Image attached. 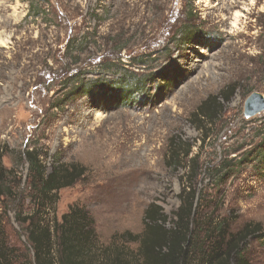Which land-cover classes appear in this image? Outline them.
I'll return each instance as SVG.
<instances>
[{
	"label": "rangeland",
	"instance_id": "rangeland-1",
	"mask_svg": "<svg viewBox=\"0 0 264 264\" xmlns=\"http://www.w3.org/2000/svg\"><path fill=\"white\" fill-rule=\"evenodd\" d=\"M253 94L264 98V0H0L3 164L16 168L22 197L28 165L16 163L25 150L48 152V171L56 159L86 167L59 192L55 216L86 209L105 246L143 233L152 204L172 229L185 185L199 201L189 264L207 263L209 241L222 239L215 230L227 243L248 224L261 233L243 257L264 264V112L244 116ZM215 98L222 112L204 141L195 115ZM175 138L199 155L194 179L190 158L169 161ZM220 164L234 169L219 175ZM7 209L9 243L30 264L15 221L30 200Z\"/></svg>",
	"mask_w": 264,
	"mask_h": 264
},
{
	"label": "trees",
	"instance_id": "trees-1",
	"mask_svg": "<svg viewBox=\"0 0 264 264\" xmlns=\"http://www.w3.org/2000/svg\"><path fill=\"white\" fill-rule=\"evenodd\" d=\"M130 83L132 82L128 83V87L133 93ZM220 102L219 98L208 99L195 115L200 124L197 125L198 132L204 141L209 139L210 128L222 112ZM172 140L170 163L179 166L183 159L190 158L189 163L192 165L186 179H194L197 173L194 165L199 160V155L190 157L193 146L183 143L179 138ZM8 154V149L5 152L0 150V264H20L15 248L9 243L5 221L9 214V202H20V199L30 200V212L19 210L15 221L26 236L33 254V264H189L196 255L194 246L197 228L194 222L199 201L196 193L185 185L181 195L182 204L174 215L172 229L166 228L163 209L152 204L145 212L143 233L126 231L115 237L113 244L105 246L100 242L93 216L86 209L74 206L62 216L60 222L55 216L54 208L59 201V192L82 180L87 173L86 167L65 164L56 159L48 171L45 164L48 152L43 153L36 148L25 150L19 154L16 163L18 166H24L25 163L28 165V189L22 197L19 192L22 179L17 181L16 168H7L3 164V158ZM226 169L231 171L234 165L225 167L220 164L214 171L222 175L227 172ZM52 212L54 217H51ZM215 233H219L222 239L209 241L212 251H209L204 260L206 264H249L243 257V247L248 239L260 234L261 229L258 225L248 224L232 235L227 243L220 230H215ZM131 244H137L138 250L128 248ZM56 245L58 249L55 248Z\"/></svg>",
	"mask_w": 264,
	"mask_h": 264
},
{
	"label": "water",
	"instance_id": "water-1",
	"mask_svg": "<svg viewBox=\"0 0 264 264\" xmlns=\"http://www.w3.org/2000/svg\"><path fill=\"white\" fill-rule=\"evenodd\" d=\"M264 112V98L260 94H253L245 104L244 116L253 117Z\"/></svg>",
	"mask_w": 264,
	"mask_h": 264
},
{
	"label": "bare ground",
	"instance_id": "bare-ground-1",
	"mask_svg": "<svg viewBox=\"0 0 264 264\" xmlns=\"http://www.w3.org/2000/svg\"><path fill=\"white\" fill-rule=\"evenodd\" d=\"M236 7H237V3H233V4L231 5V8H236ZM239 15H240V14L238 13V14H237V18H239V17H244L243 15H240V16H239ZM236 21H237V22H236ZM239 21H240V20H239ZM235 22H236V23L233 24V25H234V28H235V27L237 28V25H238V24H237V23H238V19L236 20V17H235Z\"/></svg>",
	"mask_w": 264,
	"mask_h": 264
}]
</instances>
